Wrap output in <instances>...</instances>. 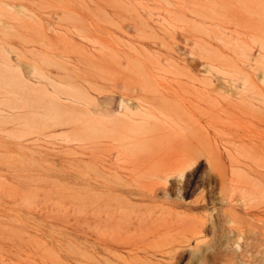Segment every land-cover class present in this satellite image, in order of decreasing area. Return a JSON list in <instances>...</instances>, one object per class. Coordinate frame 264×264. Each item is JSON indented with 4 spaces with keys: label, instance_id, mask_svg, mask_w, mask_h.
Wrapping results in <instances>:
<instances>
[{
    "label": "rangeland",
    "instance_id": "obj_1",
    "mask_svg": "<svg viewBox=\"0 0 264 264\" xmlns=\"http://www.w3.org/2000/svg\"><path fill=\"white\" fill-rule=\"evenodd\" d=\"M144 77L168 107L114 130ZM0 264H264V0H0Z\"/></svg>",
    "mask_w": 264,
    "mask_h": 264
},
{
    "label": "bare ground",
    "instance_id": "obj_2",
    "mask_svg": "<svg viewBox=\"0 0 264 264\" xmlns=\"http://www.w3.org/2000/svg\"><path fill=\"white\" fill-rule=\"evenodd\" d=\"M4 59L8 61L7 57H4ZM116 62L118 63V66L122 67L119 69L114 68L112 75L127 80L132 71H130L128 66L123 67V61L121 59H118ZM6 66L9 68L8 63ZM29 68L30 73H35L41 78H47L46 73H44L39 66L32 63L29 64ZM62 84H67L69 87V91L66 92L67 98H71L75 102L82 103L86 106V111L89 110L90 103L84 98L87 92L85 88L86 85L83 84L82 80L76 79L75 81H71L69 83L62 81ZM136 85L141 88L140 91H142V93L145 95V98H142L139 102H137V104L123 96L114 97L113 94H107L108 92H100V94H105V96L115 98V104L106 109L108 113H118V116L116 117L117 124L116 126H113L114 130H120L122 133H127L128 131H139L141 126L147 124L151 116L157 115L156 110L163 111L164 108L166 109L169 105V100L167 99L166 95L163 94L159 88L150 84L145 77L140 83H137ZM111 91H113L111 93H115L116 87L112 86ZM58 93L61 95L60 91H58ZM107 99H109V97H107ZM47 102L46 113L56 112L60 115L61 119L66 117L57 97L52 98ZM133 107H136L138 111H133ZM56 113H50L47 115L49 118H52V115ZM186 136L189 135H159L160 145L166 149H169V145H164L168 140L171 139L173 142H176L177 140H186ZM194 137L197 138L198 144L187 145L185 143L184 152H180L179 157L176 158L174 162H171L170 166H167L160 171L159 174L162 176V178H164V185L169 183L170 178L183 177L187 169L198 159L200 153L206 155V157L212 161L209 154L210 148H212L210 140L207 137H202L200 135H194ZM223 176V179L226 180V171H224ZM232 182L241 186L239 182H242V180ZM245 182L247 183L248 181Z\"/></svg>",
    "mask_w": 264,
    "mask_h": 264
}]
</instances>
